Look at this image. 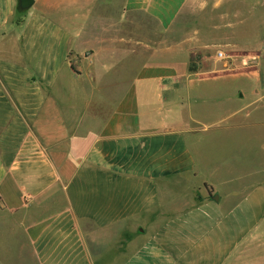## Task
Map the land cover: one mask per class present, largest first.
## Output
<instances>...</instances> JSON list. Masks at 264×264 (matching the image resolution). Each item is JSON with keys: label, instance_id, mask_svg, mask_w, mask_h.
I'll use <instances>...</instances> for the list:
<instances>
[{"label": "crops", "instance_id": "0c3cea01", "mask_svg": "<svg viewBox=\"0 0 264 264\" xmlns=\"http://www.w3.org/2000/svg\"><path fill=\"white\" fill-rule=\"evenodd\" d=\"M202 7L0 0V264H264V67L204 74Z\"/></svg>", "mask_w": 264, "mask_h": 264}, {"label": "rangeland", "instance_id": "374dc122", "mask_svg": "<svg viewBox=\"0 0 264 264\" xmlns=\"http://www.w3.org/2000/svg\"><path fill=\"white\" fill-rule=\"evenodd\" d=\"M188 18L190 22L195 18L196 26L191 32H198L199 44L205 46L197 60L218 63V51L223 50L233 54L228 59L230 67L238 65V71H245L233 75L243 79L242 85H248V78L258 76V68L264 67V0H203L202 9ZM190 138L192 141V135ZM213 142L223 143L218 139Z\"/></svg>", "mask_w": 264, "mask_h": 264}, {"label": "built area", "instance_id": "2783aa9c", "mask_svg": "<svg viewBox=\"0 0 264 264\" xmlns=\"http://www.w3.org/2000/svg\"><path fill=\"white\" fill-rule=\"evenodd\" d=\"M233 56L232 53H228V52H225L223 50H220L218 51V54H217V57H216V60H218V63H225V67H228V63L230 61H228V59H230L231 57ZM218 63H215V64H210V63H205L203 62L202 64V70H203V73L204 74H213V73H216L219 71L218 67H216V64Z\"/></svg>", "mask_w": 264, "mask_h": 264}, {"label": "water", "instance_id": "95a60500", "mask_svg": "<svg viewBox=\"0 0 264 264\" xmlns=\"http://www.w3.org/2000/svg\"><path fill=\"white\" fill-rule=\"evenodd\" d=\"M34 3V0H20V7L22 9L29 8Z\"/></svg>", "mask_w": 264, "mask_h": 264}, {"label": "trees", "instance_id": "16d2710c", "mask_svg": "<svg viewBox=\"0 0 264 264\" xmlns=\"http://www.w3.org/2000/svg\"><path fill=\"white\" fill-rule=\"evenodd\" d=\"M22 20H23V18L19 17L18 20H17V23H20Z\"/></svg>", "mask_w": 264, "mask_h": 264}]
</instances>
